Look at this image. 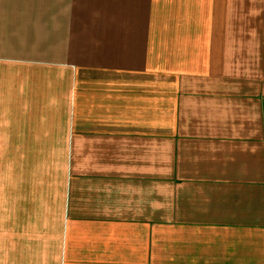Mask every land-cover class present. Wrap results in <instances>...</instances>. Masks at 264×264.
<instances>
[{
  "label": "crops",
  "instance_id": "obj_1",
  "mask_svg": "<svg viewBox=\"0 0 264 264\" xmlns=\"http://www.w3.org/2000/svg\"><path fill=\"white\" fill-rule=\"evenodd\" d=\"M0 264H264V0H0Z\"/></svg>",
  "mask_w": 264,
  "mask_h": 264
}]
</instances>
